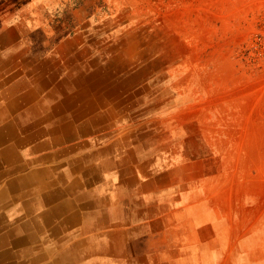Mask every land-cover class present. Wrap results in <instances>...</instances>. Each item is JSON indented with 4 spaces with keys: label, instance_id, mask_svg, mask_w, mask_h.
Listing matches in <instances>:
<instances>
[{
    "label": "rangeland",
    "instance_id": "1",
    "mask_svg": "<svg viewBox=\"0 0 264 264\" xmlns=\"http://www.w3.org/2000/svg\"><path fill=\"white\" fill-rule=\"evenodd\" d=\"M0 39L50 92L80 66L85 100L120 111L129 207L157 213L131 256L264 264V0H0Z\"/></svg>",
    "mask_w": 264,
    "mask_h": 264
},
{
    "label": "crops",
    "instance_id": "2",
    "mask_svg": "<svg viewBox=\"0 0 264 264\" xmlns=\"http://www.w3.org/2000/svg\"><path fill=\"white\" fill-rule=\"evenodd\" d=\"M2 42L0 264H146L131 251L155 245L145 219L157 213L129 207L142 191L125 154L138 145L113 129L120 111L85 100L80 66L50 92L48 63Z\"/></svg>",
    "mask_w": 264,
    "mask_h": 264
},
{
    "label": "bare ground",
    "instance_id": "3",
    "mask_svg": "<svg viewBox=\"0 0 264 264\" xmlns=\"http://www.w3.org/2000/svg\"><path fill=\"white\" fill-rule=\"evenodd\" d=\"M85 76V75H84ZM101 76V75H100ZM81 77V76H80ZM86 77V76H85ZM83 78V77H82ZM93 78V77H92ZM97 78V77H96ZM86 79V78H85ZM87 79H89V78H87ZM80 80V79H79ZM84 80V79H83ZM82 80V81H83ZM87 81V80H86ZM106 82V81H105ZM90 85V84H89ZM75 87V86H74ZM90 87V86H89ZM61 89V88H60ZM64 89H65V87H64ZM66 90V89H65ZM78 91V90H77ZM63 92V91H62ZM80 94V93H79ZM71 95V94H70ZM72 96V95H71ZM88 97V96H87ZM26 103V102H25ZM51 106V105H50ZM16 113V112H15ZM32 147V146H31ZM21 162V161H20ZM60 176V175H59ZM9 178V177H8ZM72 181V180H71ZM82 184V183H81ZM77 186V185H76ZM25 189V188H24ZM52 192V191H51ZM58 194V193H57ZM55 195V194H54ZM53 195V196H54ZM54 199V198H53ZM57 199V198H56ZM72 199V198H71ZM62 200V199H61ZM101 202V201H100ZM67 204V203H66ZM62 206V205H61ZM41 216V215H40ZM7 217V216H6ZM50 222V221H49ZM39 226V225H38ZM37 230V229H36ZM56 233V232H55ZM3 238V237H2ZM8 238V237H7ZM5 240V239H4ZM73 241V240H72ZM58 242V241H57ZM57 245V244H56ZM59 245V244H58ZM39 246H41V245H39ZM36 247H37V245H36ZM42 248V247H41ZM48 248V247H47ZM37 249V248H36ZM46 252V251H45ZM25 253V252H24ZM55 253V252H54ZM41 254V253H40ZM44 254V253H43ZM50 254V253H49ZM60 255V254H59ZM33 256H34V254H33ZM40 258V257H39ZM28 259V258H27ZM20 261H21V259H20ZM37 262V261H36ZM24 264V263H23Z\"/></svg>",
    "mask_w": 264,
    "mask_h": 264
}]
</instances>
